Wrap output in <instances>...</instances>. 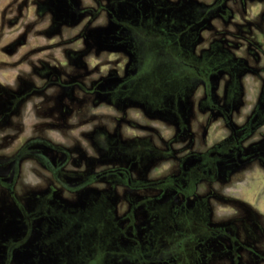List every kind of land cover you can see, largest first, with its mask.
I'll use <instances>...</instances> for the list:
<instances>
[{"label":"rangeland","instance_id":"obj_1","mask_svg":"<svg viewBox=\"0 0 264 264\" xmlns=\"http://www.w3.org/2000/svg\"><path fill=\"white\" fill-rule=\"evenodd\" d=\"M175 1L0 0V264H29L32 244L41 243L69 264L116 258L146 264L154 257L151 236L167 224L195 233L184 255L189 264H232L226 246L236 248L239 240V200L257 191L248 199L264 211V193L255 197L264 190V173L247 188L238 177L210 183L205 166L199 174L195 169L231 137L228 120L211 107L222 104L235 126L237 113L254 106L264 0H181L197 28L172 57L200 67L208 87L181 80L192 87L190 111L170 95L147 94L149 78L159 74L173 85L177 59L134 64L119 40V23L128 26L135 13L161 4L172 9ZM139 23L135 32L127 29L131 36L159 45ZM167 98L170 110L161 112ZM119 167L128 169L132 186L163 184L137 192L122 173L97 178ZM180 192L195 196L194 207L175 223ZM13 243L19 250L11 251ZM107 246L116 248L106 254Z\"/></svg>","mask_w":264,"mask_h":264},{"label":"flooded vegetation","instance_id":"obj_2","mask_svg":"<svg viewBox=\"0 0 264 264\" xmlns=\"http://www.w3.org/2000/svg\"><path fill=\"white\" fill-rule=\"evenodd\" d=\"M184 5L185 3L183 1L176 0L173 2L172 9H165L161 4L157 9L151 8L149 11H141V14L139 15H137L138 13H135V17L132 18L131 22H129V25L131 26H122L119 23V27H121V31H123L120 33L119 40L120 43H122L121 46L123 47H121V49L123 50L124 54L129 55V58L131 57L134 64L137 61L143 63V60L148 58L151 60L156 58V60L160 62L161 60L164 61L165 58H169L170 60L173 59V62L177 59L178 62L175 61V63L177 62L176 68L174 75L172 76L174 82L173 85H170L167 81L166 77L168 75L163 78L159 74L154 78H149L152 80V85L147 94L151 96H159L160 94L163 96L170 95L179 100V103L181 102V108H187V110L190 111V109H188V105L191 100L189 101L188 98H190V95L193 93L192 87H190L188 84L186 85L189 87H186V85L182 86L181 80L194 78V80L197 79V81L204 83V88L206 90H208V87L206 86L207 77L202 78V76H200V74H202L199 72L200 67H198L195 63L184 60L183 57H181L182 59H178L176 56V58L172 57L174 54V52H172L173 48H182L179 44L182 42L183 38L187 36L190 37L195 31L194 29L197 28V20L194 21L190 15H187V13L184 12ZM202 18L199 20H204L205 15H203ZM137 20H140L139 24L142 28L144 27V29L146 28L154 33V36H156V38L159 40V45L158 43L157 45H154L153 41L152 44L149 45L151 41L149 40V37L140 33H136L131 36L127 29L130 28L131 31H134L135 27L137 26ZM171 35H173L172 42H170L169 45L164 44L163 39L166 37H171ZM114 37L116 38L117 34ZM144 44L149 45L147 46V49L144 48ZM253 64L255 78L254 106H252V109L248 113H237V125L234 126L232 123V116L226 113L227 109L222 106V104L213 105V107H211L209 110L210 112L217 113V115L222 118H226L228 120V126L231 130V137L227 139V141L218 145L215 150L210 151L208 153V159L206 162L196 164L197 168L195 169V172L197 174H199V171L201 170L200 166H205L204 173L206 177L208 176L210 178L207 180L210 183L218 182L219 180L223 179L225 180L226 178L233 179L238 177L236 178V182L238 184H246V187L248 188V184H250L251 181L253 182L256 180L255 177L258 175L256 173H264V69L261 70V66H264V63L254 62ZM137 74L138 72L136 68L135 73L132 75L138 76ZM206 74L207 73H203V75ZM244 75L246 76L245 72L242 74L243 92H245ZM168 80L170 81L169 76ZM219 82H221L220 84L222 90L224 91L220 94L226 93L227 96L228 91L226 86L224 83H222V81ZM159 84L160 86L156 87ZM171 89L173 90L172 94L170 93ZM168 101L170 102L169 98H167V100L164 102V108L161 112L166 111V109L170 110ZM117 173L126 175L128 177V189L137 192H142L148 188H156L163 184L162 181L158 184H150L146 187L132 186L128 169L121 167L105 171L98 175L97 178L107 174ZM256 192H252V196H254L255 194L253 195V193ZM127 193L129 194L130 192L127 190ZM180 193L182 194V199L180 201L183 203V205L178 208L176 207L177 209L173 210V214L176 216L175 219L177 220L176 222L174 221L175 223H178V220L181 218L180 215L183 213L182 210L191 212L190 210H192L194 207L192 199L195 196H190L191 194H189V196L186 197L185 193ZM260 193H264V190L258 192L255 197H258ZM96 194L97 193H95V195ZM252 196L241 197L239 200L242 206L240 212H236L238 214L237 228L240 230L238 232L239 240L235 242L236 248L233 246L232 248L230 246H226V259L227 261L230 260L232 264H235V262H237V264H264V233L260 232L261 228L264 229V211H261L260 206L256 205L257 202H254V199H248ZM188 198L191 201L189 204L188 200H186ZM123 215L125 219L128 218L130 215L129 209L126 208L123 212ZM181 221L182 219H180V222ZM224 223L225 222H222L223 226ZM226 223L228 224V222ZM226 227L227 228L225 230L228 233L229 226ZM160 229L162 231L157 230L155 238H153V235L151 236L153 242H155L154 257H149L150 260L146 264H189V261L185 260L184 255H186L185 252H187V249L190 250L189 246L191 242H194L192 238L196 237L195 233L191 231H181V227L173 228L170 224H167L166 227L163 225ZM224 236L226 241L231 240L230 235ZM148 237L150 238V235ZM68 245L69 244H66L64 246L68 248L70 247ZM10 247L11 251H13L19 250L20 246L13 243ZM114 248L116 247L109 246L108 248H105L104 251L106 254H108L111 252V250H115ZM197 250L199 251V249ZM139 258L141 259V256H139ZM80 260L81 259L78 260L79 262L74 261L73 264H81ZM27 261H29V264H69V262H66L61 258V256H59V253L53 249L52 245L42 243L37 244L36 247L32 244ZM95 261L96 260H92L90 263L94 264ZM110 262V260L104 259L102 262H98L97 264H111ZM143 263L145 264V262H142V264ZM112 264H128V261L125 258H116Z\"/></svg>","mask_w":264,"mask_h":264}]
</instances>
